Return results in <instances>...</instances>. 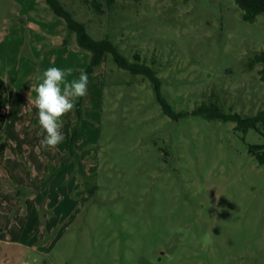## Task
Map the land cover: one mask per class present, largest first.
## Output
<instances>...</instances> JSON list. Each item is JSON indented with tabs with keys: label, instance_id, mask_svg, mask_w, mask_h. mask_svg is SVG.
Masks as SVG:
<instances>
[{
	"label": "rangeland",
	"instance_id": "1",
	"mask_svg": "<svg viewBox=\"0 0 264 264\" xmlns=\"http://www.w3.org/2000/svg\"><path fill=\"white\" fill-rule=\"evenodd\" d=\"M60 1L93 39L152 68L172 111L186 116H167L151 82L106 55L88 76L93 99L86 111L82 102L81 120L75 108L62 118L70 135L84 120L92 167L70 178L66 169L60 213L39 210L55 229L4 231L28 218L18 214L28 191L16 179L31 168L14 148L43 139L42 130L31 137L14 128L27 116L40 127L30 85L34 99L49 67L78 79L90 54L44 0H0V187L20 194L18 207L0 200V264H264V151L250 152L264 136L191 114L202 103L241 117L264 111L261 66L248 68L264 50V14L246 22L235 0H116L102 13L86 0ZM59 170L49 169L41 191Z\"/></svg>",
	"mask_w": 264,
	"mask_h": 264
},
{
	"label": "trees",
	"instance_id": "2",
	"mask_svg": "<svg viewBox=\"0 0 264 264\" xmlns=\"http://www.w3.org/2000/svg\"><path fill=\"white\" fill-rule=\"evenodd\" d=\"M51 13L64 20L69 33H74L77 46L90 54V61L86 68L89 75L101 66L105 60L106 55H111L117 67L128 71L133 75H141L146 77L152 84L157 101L163 108V112L170 118L176 119L184 117L186 114H176L172 111L170 105L165 100L160 92L161 82L152 68L144 63L138 61L136 56L135 62H129L117 49V47L107 38L95 40L87 32L86 26L83 22L74 19L73 15L65 9L60 0H44ZM116 0H86L89 6L97 13L103 12V6L111 8ZM237 7L242 12V20L246 22H253L256 16L264 14V0H235ZM256 65H260V78L264 81V50L255 54L248 63V68L251 70ZM89 83V80H88ZM83 97L79 98L75 105V119L77 123L82 118L83 113ZM194 116H201L208 120H221L236 123V128L246 131L248 129L256 130L261 136H264V111H259L252 117H241L237 113H224L215 104L206 105L202 103L195 110L191 112ZM78 137L76 128L71 130L69 149L64 161L69 162L73 159L74 141ZM264 151V145L253 146L250 152ZM258 159L261 164H264V153L258 154Z\"/></svg>",
	"mask_w": 264,
	"mask_h": 264
},
{
	"label": "crops",
	"instance_id": "3",
	"mask_svg": "<svg viewBox=\"0 0 264 264\" xmlns=\"http://www.w3.org/2000/svg\"><path fill=\"white\" fill-rule=\"evenodd\" d=\"M92 86V81H90L89 86ZM93 99L92 94L90 96V93L87 92L85 95V99L83 101V105H85V111L86 106L88 105L89 101ZM36 119H38V112L36 113ZM33 117L27 116L26 122H16V124L13 126L14 128H18L21 131H25V135H35V133L41 132V128L38 126H32ZM20 123V124H19ZM81 126L78 128V137L77 143L74 145V156L73 159L69 162H65V156L69 149V140H70V132L69 129H61L63 130L64 139L63 141L58 144L55 148L51 149H44L41 148L39 145L36 144V142H33L32 144L29 143L26 146L23 144L25 142L20 141V145L14 149H16V152L19 154H14L15 157H19L20 155H27L28 157V164L31 170L26 171L27 179L26 180H17L16 185L22 188H26L28 191L26 193L27 196H25V203L27 204V209L24 211V208L21 207L20 211L18 212L21 217L27 218L26 223L23 225L19 224H12L8 223L5 226L4 231H15V230H25L27 227L31 228V231L33 230H41V231H51L55 229L56 222H54L53 219H48L45 225H43L42 221L38 220L37 214L40 209L51 212L53 217L56 216L58 213L61 212L62 204L65 202V199L68 200L66 196H62L60 194V191L62 190L64 192V187L61 183L64 184V181L67 178V172L66 169H70L68 172V178H70L71 175L76 176L77 170L75 168H81V167H92V164L90 161L92 160V154L91 150L86 149V145H84V141L82 143V138L84 135L83 127H84V120L81 122ZM43 131V130H42ZM21 136V135H20ZM35 137V136H34ZM40 138H36L38 141ZM81 139V140H80ZM32 141V139L30 140ZM29 153V154H28ZM11 160L10 156L5 153L3 160ZM60 166V170L57 172L55 178L52 180V182L44 189H39V182L43 181L49 174L50 168H58ZM81 172L80 170H78ZM63 175V176H62ZM74 176V177H75ZM59 181V187L55 188L54 192L51 189V186L55 184V181ZM61 191V192H62ZM64 194V193H63ZM20 195L19 193L15 192L11 187L9 186H2L0 187V200L2 199L5 201L6 199H10L12 206L18 207L17 202H19V198L17 197ZM3 208V206H0V208ZM29 208V209H28ZM61 209V210H60ZM34 214L35 218L34 221L30 220V216ZM22 217V219H23ZM24 218V219H25ZM53 220V221H52ZM20 223V222H19ZM31 223V224H29Z\"/></svg>",
	"mask_w": 264,
	"mask_h": 264
},
{
	"label": "clouds",
	"instance_id": "4",
	"mask_svg": "<svg viewBox=\"0 0 264 264\" xmlns=\"http://www.w3.org/2000/svg\"><path fill=\"white\" fill-rule=\"evenodd\" d=\"M72 69L49 67L38 77L40 82L35 86V98H31L33 86L27 94L28 103L38 109V122L43 130V139L39 146L44 149L55 148L64 136L61 132L63 117L75 108V101L87 94L88 74L81 71L78 79L68 80ZM217 200L219 198L217 197ZM222 209L217 208V211Z\"/></svg>",
	"mask_w": 264,
	"mask_h": 264
}]
</instances>
